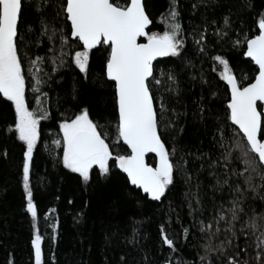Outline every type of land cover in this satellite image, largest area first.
<instances>
[{"label": "trees", "instance_id": "obj_1", "mask_svg": "<svg viewBox=\"0 0 264 264\" xmlns=\"http://www.w3.org/2000/svg\"><path fill=\"white\" fill-rule=\"evenodd\" d=\"M27 2L25 0V4ZM116 2L123 4L124 0ZM193 2L179 0L181 23L186 30L189 26L196 28L205 22L208 24L207 54L197 52L189 36L183 56H167L154 62L157 76L161 70L167 73L172 68L178 80L177 92L165 91V83L159 93V96L164 97L169 112H161L159 103L156 104L160 115L159 131L170 152L174 149L171 158L177 165L174 183L161 201L145 197L138 188L128 183L126 175L112 167L114 158L111 159L108 174L101 175L98 167L93 166L87 182L78 173L64 167L61 162L63 143L59 122L71 118L85 107L89 109L90 118L99 125L98 131L106 135L110 150L114 154H129L128 148L116 139L114 83L104 75L105 49L108 46L100 44L89 50L86 73L80 72L68 56L63 57V66H59L57 60L56 70L52 71L53 57L61 51L59 34L51 40L47 35H41L39 21L34 14L25 11L18 40L23 42L20 44V54L26 81V103L30 109L43 108V111H38L42 119L39 121V135L30 161L29 179L37 206V230L43 237L42 264H118L119 257L126 253L130 256L131 264H137L138 261L143 264L145 254L148 264H161L165 258H169L172 264L175 261L179 264H199L203 241L198 227H193V216L190 215L185 192L189 186L195 187L199 180L204 211L202 214L197 212L196 216L205 222L214 215L211 208L215 201H227L230 195L227 187L222 192L208 187L216 179L209 176V172H222V169H210L207 157L190 155L210 152L213 159H218V152L223 151L213 146L212 126L217 116L220 117L219 122L224 123L223 114L229 91L221 76L223 65L218 67L219 62H214L212 57L218 54L228 60L230 71L240 86L251 82L257 68L243 55L246 43L235 47L232 41L240 39L246 42L251 35L258 33L255 21L264 11V0H214V6H201L195 12L191 11ZM144 4L152 20L148 31H162L164 25L159 17L166 9L168 0H144ZM229 11L231 28L223 29L228 33L227 37L217 40L212 35V29L223 23V16ZM55 13V8L49 9V20L60 28L62 20ZM213 19L217 20L216 25H212ZM63 26L65 31L70 28V25ZM37 38L39 44L35 43ZM78 46L82 47L78 39L69 37L64 50L71 53ZM36 56L43 58L38 69L41 81L38 90L33 87L36 80L30 64V58ZM185 58L191 64H186ZM162 79L166 81L167 77ZM212 92L217 95L212 96ZM37 96L43 101L42 104L37 101ZM201 103L205 107L204 120L200 119L198 111ZM258 107L262 110L261 104ZM172 108L177 110L178 116L174 126L167 127ZM14 123L15 110L11 101L0 95V264H33L32 217L24 208L22 183L24 145L11 127ZM147 161L153 165L154 156L148 155ZM230 167L243 168L244 165L242 161L235 160ZM184 170L191 173L190 182H186ZM242 179V175L232 177V182ZM261 194H264V189ZM248 195V206L256 211L264 209V201L259 195ZM212 197H215V201ZM53 224L56 225L54 241L51 239ZM161 225L175 243V251L171 256L168 254L172 250L161 243ZM185 226L190 228L187 236L182 231ZM133 228L138 233L137 248H133L123 238L131 236ZM259 237L255 231H250L245 237L239 236L233 242L232 252L242 255L244 243ZM218 240L223 241L224 238L218 235ZM226 251L229 252L228 249ZM212 259L213 264H225L226 257L221 256L217 260L213 255ZM251 264L260 262L252 257Z\"/></svg>", "mask_w": 264, "mask_h": 264}, {"label": "snow or ice", "instance_id": "obj_2", "mask_svg": "<svg viewBox=\"0 0 264 264\" xmlns=\"http://www.w3.org/2000/svg\"><path fill=\"white\" fill-rule=\"evenodd\" d=\"M201 6L212 7L214 0H194L191 11L195 12ZM50 8H55L56 16L61 18L60 28L49 20ZM25 11L34 14L39 21L41 35H47L51 40L59 34L61 51L53 57L52 71L56 70L57 60L59 66H63V57L68 56L80 72L86 73L90 59L89 50L100 44L108 46L105 49L104 75L114 81L116 139H122L130 153L114 154L110 150L106 135H101L98 131L99 125L90 118L89 109L85 107L75 112L71 118L59 122V130L63 134L61 162L64 167L78 173L87 182L93 166L98 167L101 175L108 174L111 159L114 158L115 164L112 167L126 173L127 182L138 186V190L153 201H161L167 194V190L174 183L177 167L171 158L174 149L170 152L159 131L160 115L156 104L159 103L161 112H169L164 97L159 96V93L165 83V91H178L174 69L170 68L167 73L161 70L157 76L153 61L157 57L183 56L189 36L193 39L196 51L206 55L209 28L205 22L202 26H189L186 30L181 23L179 0H168L166 9L160 14L159 19L164 25L162 31L146 30L152 20L142 0H124L123 4L116 0H59L58 4L57 0H28L27 4L25 0H0V95L11 101L15 110V123L11 127L24 145L22 183L24 208L32 217L31 259L33 264H42L43 237L37 230V206L29 179L30 161L39 135V121L42 119L38 111H43V108L30 109L26 103V81L20 54V44L23 42L18 40ZM230 14L229 11L223 16V23L219 27H213L212 35L217 40L227 37L228 33L223 29L231 28ZM211 23L216 25L217 20L213 19ZM255 23L258 24V34L251 35L246 42L240 39L232 41L235 47L246 43L243 55L250 57L258 66L251 82L240 86L230 71L228 60L218 54L212 57L214 62H219L218 67L223 65L221 76L230 88V98L223 114L224 123L221 124L220 117L217 116L214 117L216 123L212 126L213 146L223 151L218 152V159H213L210 152L190 155L207 157L210 160V169H222V172H209V176L216 179L208 187L220 192L227 187L230 195L227 201H215V197H212L215 201L211 208L214 215L205 222L196 216L197 212L202 214L204 211L199 180L195 187L189 186L185 192L190 215L193 216V227H198L203 241L200 245L202 254L199 255V264H213V255L217 260L225 256V264H251L239 252L229 254L226 251L230 246V237L237 236L238 232L248 236L250 231L259 233V245L254 255L260 264H264V209L256 211L248 206L249 193L252 197L259 195L264 201V194H261L264 189V110L258 107V101L264 102V11ZM63 25H70V28L65 31ZM69 37L77 38L82 47L78 46L71 53L66 52L64 49ZM138 38H143L144 42H140ZM35 43H40L39 38ZM42 61L40 56L30 58L33 78L36 80L33 87L37 90L41 83L38 69ZM184 62L191 64L187 58ZM165 76L166 81L162 79ZM211 95L216 96L217 93L212 92ZM36 99L43 103L39 96ZM198 111L200 119L204 120L206 113L203 103L199 105ZM177 116V110L172 108L167 127L174 126ZM149 151L155 153V166L145 162V153ZM235 160L242 161L244 167H230ZM184 175L186 182H190L191 173L184 170ZM241 175V181L232 182V177ZM237 223L240 224L239 229H236ZM221 225L226 230L223 241L218 240ZM52 229L51 239L54 241L55 224ZM182 231L187 236L190 228L185 226ZM159 235L162 245H167L172 250L168 254L171 256L175 251V243L163 225ZM137 236L138 233L133 228L132 235L123 238L133 248H137ZM118 264H131L129 254L121 255ZM143 264H148L146 254ZM161 264H172V261L165 258Z\"/></svg>", "mask_w": 264, "mask_h": 264}, {"label": "rangeland", "instance_id": "obj_3", "mask_svg": "<svg viewBox=\"0 0 264 264\" xmlns=\"http://www.w3.org/2000/svg\"><path fill=\"white\" fill-rule=\"evenodd\" d=\"M63 136V134L61 133V137ZM240 228V225L239 226H236V229H239ZM225 229L223 228V225H221V231H220V233H219V236H222L223 238H224V240H225ZM239 236H242V237H245L244 235H243V233H240V232H238L237 233V236H235V237H230L229 238V240H230V246L227 248L228 249V253L229 254H233V253H236V252H232V245H233V242L237 239V238H239ZM259 240H260V237L259 238H253L252 240H250V243H244V245H243V254L242 255H240L241 257H246L247 259H249L250 261H251V258L253 257L254 258V260L255 261H258L256 258H255V256H254V252L257 250V246L259 245ZM250 247H251V249H250ZM174 264H179V262L178 261H175V263Z\"/></svg>", "mask_w": 264, "mask_h": 264}, {"label": "water", "instance_id": "obj_4", "mask_svg": "<svg viewBox=\"0 0 264 264\" xmlns=\"http://www.w3.org/2000/svg\"><path fill=\"white\" fill-rule=\"evenodd\" d=\"M142 2L144 3V0H142ZM149 27L150 26H148L147 27V31H148V29H149ZM258 34V33H257ZM71 38H73V37H71ZM138 40L140 41V42H144V40H143V38H138ZM96 46H98V45H96ZM96 46H94L93 48H95ZM165 57H167V56H163V57H157V58H155V60L153 61V64H154V62L155 61H157V60H159V59H162V58H165ZM246 58H248V59H250L251 60V58L250 57H246ZM252 61V60H251ZM252 63L255 65V63H254V61H252ZM256 66V65H255ZM256 68H257V71H258V66H256ZM234 75V74H233ZM235 76V75H234ZM236 78V77H235ZM108 80H109V78H108ZM225 81V80H224ZM113 83H114V81H112ZM225 83H226V85H227V82L225 81ZM227 87H228V91H229V98H230V88H229V86L227 85ZM258 104H261V106H262V110H264V102H259L258 101ZM227 105V104H226ZM121 140V142L127 147V145H126V143L125 142H123V140L122 139H120ZM129 150V149H128ZM129 153H130V150H129ZM148 155H153L154 156V164H153V166H155V159H156V157H155V153H152V152H146L145 153V157H144V159H145V162L146 163H148V161H147V156ZM148 164H150V163H148ZM152 165V164H151ZM122 171V170H121ZM122 173H123V171H122ZM123 174H125L126 175V173H123ZM133 186H135V185H133ZM136 188H138V186H135ZM142 192V191H141ZM143 193V192H142Z\"/></svg>", "mask_w": 264, "mask_h": 264}]
</instances>
